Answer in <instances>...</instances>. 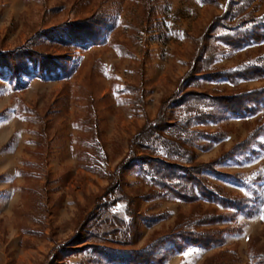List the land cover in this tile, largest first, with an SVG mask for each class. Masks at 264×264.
I'll return each instance as SVG.
<instances>
[{"label":"rangeland","instance_id":"rangeland-1","mask_svg":"<svg viewBox=\"0 0 264 264\" xmlns=\"http://www.w3.org/2000/svg\"><path fill=\"white\" fill-rule=\"evenodd\" d=\"M145 1L0 0V57L28 47L62 57L68 67L67 75L46 78L30 71V61L19 75L0 67V264H116L89 246L101 240L125 250L156 243L164 256L159 264H264V133L217 165L224 173L245 174V182L204 173L212 185L246 198L245 211L171 199L145 178L140 162L112 175L129 155L130 139L147 118H155L163 99L192 89L179 81L193 57L194 39L225 6V0H156L149 21ZM248 9L263 13L264 0H253ZM95 15L106 22L99 44L43 34ZM217 43V67H236L264 53V41L236 49ZM261 86L264 78L236 84L222 78L194 89L219 94ZM91 111L100 127L98 142L83 122ZM168 113L181 120L189 112L173 103ZM263 121L264 107L245 118L195 121L192 129L217 134L199 135L195 162L224 155ZM225 211H231L225 221H199ZM180 228L224 230L205 246L175 239Z\"/></svg>","mask_w":264,"mask_h":264},{"label":"trees","instance_id":"trees-1","mask_svg":"<svg viewBox=\"0 0 264 264\" xmlns=\"http://www.w3.org/2000/svg\"><path fill=\"white\" fill-rule=\"evenodd\" d=\"M252 1L225 0L223 12L215 15L194 39L193 57L187 72L179 81V86L191 83L192 89H188L180 95L176 90L167 96L161 102L155 118H147L144 124L137 129L130 139L129 155L123 158L112 173L115 178L121 176L122 172H125V168L127 169L131 164L133 166L131 165L130 168H135L136 164L140 162L143 173L147 176L145 178L153 184L161 185L171 199L189 203L205 200L219 204L225 209L233 208L237 211L247 209L246 198L230 194L219 186L212 185L204 173L210 171L237 182H245V174L224 173L217 169V165L226 160L228 156L232 157L242 148L249 146L254 139L264 133V121L256 126L246 140L236 144L227 153L210 162H195L196 139L199 135L213 139L217 134L197 128L192 129V126L195 121L199 123L217 122L221 118H225L227 114L245 118L256 114L264 107V86L219 94L194 89L196 84L202 83L203 80L217 81L226 78L236 84L241 79L264 78V53L253 61L240 63L236 67L214 65L219 49L217 42L236 49L252 41L257 43L264 41V12L254 14L252 10H249L248 6ZM156 3V0L145 1L146 17L149 21L156 10ZM105 25L106 22L102 17L95 15L72 23H62L43 34L55 37L62 42H76L86 46L87 44H99L102 41V31H104L102 29ZM63 59L59 56L36 52L27 47L16 51V53H11L9 56L0 57V67L9 68L19 75L22 68L25 70L28 68L30 61L34 67L30 68V71L35 72L37 76L42 78L65 76L68 74V67L63 63ZM173 103L176 108H185L189 112L187 117L181 120L170 119L168 112ZM83 122L89 126L87 128L92 131L93 139L98 142L100 127L96 115H93L91 111V114ZM138 149L141 153L137 152ZM170 151H173L181 160L171 159ZM122 167H125L123 171ZM118 174L121 175L118 176ZM230 215L231 211L214 212L209 216L205 214L199 221L202 224L222 222ZM219 230L198 231L180 228L176 230L173 237L176 236L175 239L182 238L195 245L206 246L213 244L224 229L220 232ZM79 231H81L80 227ZM82 232L86 231L82 230ZM82 235L77 238L82 240L89 236L88 234ZM161 240L157 239L156 241ZM101 241V243L92 241L89 246L93 248L95 254L116 264H159L164 258L163 254L159 252V245L153 242L141 249L125 250L123 247L110 245L109 241L107 243L104 240ZM129 241L127 239L125 243L128 244ZM86 246L88 245L77 247L74 251L78 252Z\"/></svg>","mask_w":264,"mask_h":264}]
</instances>
